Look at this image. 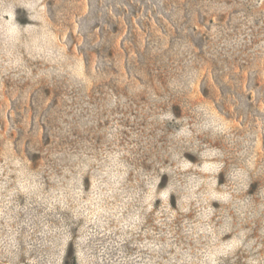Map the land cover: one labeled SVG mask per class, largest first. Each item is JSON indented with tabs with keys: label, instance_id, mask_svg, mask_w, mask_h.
Segmentation results:
<instances>
[{
	"label": "rangeland",
	"instance_id": "obj_1",
	"mask_svg": "<svg viewBox=\"0 0 264 264\" xmlns=\"http://www.w3.org/2000/svg\"><path fill=\"white\" fill-rule=\"evenodd\" d=\"M0 264H264V0H0Z\"/></svg>",
	"mask_w": 264,
	"mask_h": 264
}]
</instances>
